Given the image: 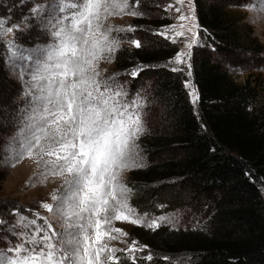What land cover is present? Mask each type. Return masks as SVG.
Wrapping results in <instances>:
<instances>
[{
	"label": "snow or ice",
	"instance_id": "snow-or-ice-1",
	"mask_svg": "<svg viewBox=\"0 0 264 264\" xmlns=\"http://www.w3.org/2000/svg\"><path fill=\"white\" fill-rule=\"evenodd\" d=\"M110 2L117 11L111 10ZM177 2L182 3V0ZM138 6L139 0L131 7L128 0L122 3L57 0L54 5L56 14L49 23L55 43L45 50V58L36 62L31 73L32 114L13 159L39 156L37 163L43 160L45 167L50 166L52 176L68 177L62 185L63 191H54L50 196L56 202L55 207L41 202L43 209L61 219L63 231H56L38 212L29 218L17 211V225L23 229L18 233L21 242L0 252V264H120L119 253L130 264L153 260L150 251L147 255H137L144 253L147 245L135 239L126 249L111 247L108 243L128 236L124 230L112 227L115 220L155 231L162 222H170V218L149 219L146 213H138L130 204L132 189L121 182V176L124 171L143 166L140 146L136 143L146 130L143 98L139 94L129 98L116 76L101 79L97 70V62L110 61L119 46V41L111 36L113 29L103 28L102 16L142 15L135 11ZM172 7L170 4L166 11ZM175 10L180 12L179 8ZM41 11L39 5L33 9L37 15ZM178 19L194 20V15L182 14ZM175 27L169 26L156 34L168 38L167 31ZM135 30L128 26L116 31ZM12 31V27H5L0 21V33ZM131 43L141 47L138 39ZM10 47L15 52V46ZM183 55L177 53L169 63H182ZM143 69L144 66H137L128 75L136 78ZM189 95L195 104L198 99L195 91Z\"/></svg>",
	"mask_w": 264,
	"mask_h": 264
},
{
	"label": "rangeland",
	"instance_id": "rangeland-1",
	"mask_svg": "<svg viewBox=\"0 0 264 264\" xmlns=\"http://www.w3.org/2000/svg\"><path fill=\"white\" fill-rule=\"evenodd\" d=\"M201 4L209 6H218L224 9L229 15V19L236 23L240 36L239 50H229L222 53L216 49V46L210 39L207 32H204L198 21V7L195 0H139V6L135 11L142 15H107L102 16V26L104 29L111 28V36L119 41L118 49L115 51L111 60L100 59L97 70L101 73V79H108L116 76L117 81L128 92V97L133 98L139 94L143 98V122L145 132L140 136L136 143L139 144V158L143 166L124 171L121 176V182L131 187L130 204L138 213L147 214L148 218L165 216L170 218L164 221L155 230L147 227L137 226L127 221L115 220L112 227L120 228L128 233L127 237H121L124 240L108 241L111 247L126 249L133 239L145 245L140 240V235L149 232L150 235L160 229L169 231H198L205 232L209 228V219L214 213V201L205 197L199 198L192 191L189 182L180 180L155 185L154 198L150 200H140L141 193L134 191L136 180L132 178V173L138 170L147 169L153 162L148 154L146 147L151 138L159 136L160 133L166 132L167 127L162 120V110L158 105L159 102L153 100L149 94L150 80L145 76L142 80H137L128 75L137 64L130 69H120L118 61L120 55L140 48L147 50L152 48L155 32H160L169 26L175 25L174 29L167 31L165 35H160L163 40L171 43L176 48L177 53H184L182 63H171L174 68H183V74L186 76V87L188 94L195 91L198 97L193 104V97L189 95L194 111L199 112V90L194 82L192 74L193 63L208 58L212 63L221 67L228 72L232 79L238 84L244 86L251 82V87H256V96L250 106V114L257 118V130L264 133V3L262 0H197ZM57 0H0V21L5 27H12L10 33H0V40L6 46L5 54V71L9 79L6 90L0 93V171L5 174V180L1 184L0 192V211L12 210L20 207L23 212L24 208L31 207L38 212L40 216L46 217L56 231H63V222L57 215L49 213L41 207V202L53 204L50 199L54 191H63L62 185L68 177H54L51 173V167H45L44 161L37 163L39 156L25 158L23 160H14V150L20 147L23 140L21 133L28 124L29 116L32 114V96L29 94L31 88V73L35 70L36 62L43 61L45 50L49 48L55 39L52 36L53 29L50 27V20L56 14L54 5ZM122 3L123 0H117ZM136 0H128L129 7L134 5ZM173 5L170 10L169 5ZM39 5L42 11L39 15L33 12V9ZM109 7L112 11L111 2ZM179 8L180 12L175 9ZM186 17L193 16L194 20L185 19L180 21V15ZM138 19L145 20L146 27L136 28L133 31H116L121 28L132 26L135 28V21ZM160 21L161 28L156 27V22ZM183 25V26H181ZM158 26V27H159ZM198 26V27H197ZM164 27V28H162ZM147 28L149 30H147ZM176 33H182L177 36ZM175 38V42H173ZM138 39L141 47H135L131 41ZM191 44V47L188 45ZM15 46V52L12 47ZM246 48L249 51L245 50ZM177 55V54H176ZM31 56L32 60L28 57ZM128 56V55H126ZM175 58V57H174ZM174 58L171 60L173 61ZM136 61L137 58H135ZM135 62V61H134ZM140 61L136 62L139 63ZM189 66L191 75H189ZM34 91V90H33ZM170 153L165 152L162 158L170 157ZM47 159V157H45ZM161 157L158 158V160ZM13 164L15 166H13ZM48 174L45 177V174ZM138 181V180H137ZM144 185H149L142 182ZM258 184L264 197V177L259 176ZM148 189V188H147ZM142 191V190H141ZM139 199V200H138ZM30 214V213H29ZM0 218L4 224L7 220V214L2 213ZM4 224L0 223V228ZM113 235H118L113 233ZM151 252L156 260L160 257L155 256L153 248L147 245V250L140 255H147ZM121 261L129 262L119 253ZM163 259V258H162ZM192 257L177 255L176 259H163L166 263L173 264H190ZM120 261V262H121ZM150 263L145 260H138L137 264Z\"/></svg>",
	"mask_w": 264,
	"mask_h": 264
},
{
	"label": "trees",
	"instance_id": "trees-1",
	"mask_svg": "<svg viewBox=\"0 0 264 264\" xmlns=\"http://www.w3.org/2000/svg\"><path fill=\"white\" fill-rule=\"evenodd\" d=\"M195 3L199 24L216 49L222 53L239 50L241 39L228 13L215 5L197 0ZM159 22L157 28H161ZM146 24L138 19L135 29ZM150 37L154 41L152 48H140L131 55L127 49L128 53L120 55L118 61L122 70L136 64L144 66L136 79L147 76L150 80L149 94L159 102L167 127L166 132L146 144L152 162H156L132 173L138 182L134 191L143 192L141 201L150 200L155 197V185L180 180L189 182L197 197L212 199L215 204L205 232L160 229L152 235L141 234L140 241L150 245L155 256L160 257L156 260L153 256L147 264H173L162 258L175 260L178 254L192 257L190 264H264V197L258 184L259 176L264 177V133H259L257 118L249 111L256 87H251V82L238 85L228 72L202 58L192 66L199 90L197 114L184 84L183 68L172 71L174 67L169 63L177 54L175 46L160 35ZM5 54L6 46L0 40V93L9 83ZM135 58L140 62L136 63ZM165 152L170 157L162 158ZM4 180L5 174L0 171V192ZM17 211L29 218L35 213L31 207L24 208L25 212L20 207L0 211V216L7 214L5 224L0 218L4 224L0 228V252L21 242L18 233L23 229L17 225Z\"/></svg>",
	"mask_w": 264,
	"mask_h": 264
}]
</instances>
